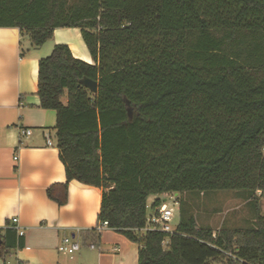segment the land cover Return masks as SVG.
I'll return each mask as SVG.
<instances>
[{"label":"trees","instance_id":"obj_1","mask_svg":"<svg viewBox=\"0 0 264 264\" xmlns=\"http://www.w3.org/2000/svg\"><path fill=\"white\" fill-rule=\"evenodd\" d=\"M0 27L34 47L78 28L93 61L66 44L38 60L66 177L48 198L63 204L71 179L101 187L97 220L137 243L138 264H264L258 211L248 228L214 233L181 209L173 233L139 231L151 195L264 193V0H0ZM22 245L5 228L0 255Z\"/></svg>","mask_w":264,"mask_h":264},{"label":"crops","instance_id":"obj_2","mask_svg":"<svg viewBox=\"0 0 264 264\" xmlns=\"http://www.w3.org/2000/svg\"><path fill=\"white\" fill-rule=\"evenodd\" d=\"M55 44H66L73 57L93 63L78 28H56L34 47L17 28L0 27V236L17 218L23 245L7 252L14 264H138L137 243L114 229L95 230L101 187L71 179L61 205L46 194L52 185L66 182L55 111L41 108L37 95L38 60ZM25 129L31 131L28 136L21 135ZM62 242L78 243L83 251L64 256L57 250Z\"/></svg>","mask_w":264,"mask_h":264},{"label":"rangeland","instance_id":"obj_3","mask_svg":"<svg viewBox=\"0 0 264 264\" xmlns=\"http://www.w3.org/2000/svg\"><path fill=\"white\" fill-rule=\"evenodd\" d=\"M66 95L61 97L65 100ZM179 206L175 211V217L171 225L178 222L179 210L183 209L185 213H191L199 226H208L216 233L221 228H248L253 225L255 213L258 211L264 216V195L257 199V203L247 202L242 193L233 190H219L208 192L188 191L177 195ZM150 196L148 204L153 201ZM150 213V210H147ZM143 233V232H142ZM168 239L162 242V248H167ZM79 247L78 251L64 256L74 258L82 253L83 249ZM225 255H229L225 252ZM72 261V260H71ZM0 262L3 264H14V260L9 253L0 255ZM209 264H222L217 260L210 259Z\"/></svg>","mask_w":264,"mask_h":264},{"label":"built area","instance_id":"obj_4","mask_svg":"<svg viewBox=\"0 0 264 264\" xmlns=\"http://www.w3.org/2000/svg\"><path fill=\"white\" fill-rule=\"evenodd\" d=\"M31 133L29 129L21 130V135L28 136ZM47 144L50 145V141L47 140ZM264 150V148H263ZM256 197H262L264 193L261 190L255 191ZM161 198V203L155 208H151L150 204L146 205V221L143 228H141L140 232L146 231H156L163 232L167 234H171L175 231L176 225H171L174 217L175 211L179 206V201L176 199V193H163L159 196ZM150 210V213H147V210ZM5 228H12L15 230L17 237H21L23 235V230L19 228L17 224V218L13 217L9 221V223L5 226ZM108 228L106 221H99L95 226V230L97 233H100L104 229ZM90 248H94V245H89ZM78 243H66L62 242L58 245L57 250L62 253L72 254L74 251L78 250ZM0 264H3L0 262Z\"/></svg>","mask_w":264,"mask_h":264},{"label":"water","instance_id":"obj_5","mask_svg":"<svg viewBox=\"0 0 264 264\" xmlns=\"http://www.w3.org/2000/svg\"><path fill=\"white\" fill-rule=\"evenodd\" d=\"M79 83L90 92H96L97 84L94 80L84 77L79 80Z\"/></svg>","mask_w":264,"mask_h":264}]
</instances>
